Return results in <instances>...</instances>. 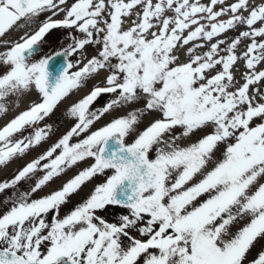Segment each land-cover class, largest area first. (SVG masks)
<instances>
[{
    "label": "snow or ice",
    "instance_id": "snow-or-ice-1",
    "mask_svg": "<svg viewBox=\"0 0 264 264\" xmlns=\"http://www.w3.org/2000/svg\"><path fill=\"white\" fill-rule=\"evenodd\" d=\"M54 30L65 42L42 54ZM262 64L264 0H0V119L36 97L0 126V168L96 81L0 181V264H264Z\"/></svg>",
    "mask_w": 264,
    "mask_h": 264
},
{
    "label": "bare ground",
    "instance_id": "bare-ground-1",
    "mask_svg": "<svg viewBox=\"0 0 264 264\" xmlns=\"http://www.w3.org/2000/svg\"><path fill=\"white\" fill-rule=\"evenodd\" d=\"M201 2L202 3H208V0H201ZM57 18H59V17H57ZM41 19H43V17H41ZM13 35L14 36L19 35V33H14ZM229 35L231 36V35H233V33L230 32ZM245 43H247V41H245ZM242 47H243V45H241V48ZM91 48H92V46H88V51H89L90 55H91ZM185 59H186V54L183 51H181L180 60L184 61ZM237 67L240 69V72L236 73V79L240 80V73L245 70L244 69V61L241 60L239 62V64L237 65ZM258 67H264V64L258 65ZM104 75H106V73L102 72L100 76L96 77V80H102ZM95 82H96L95 80H90L88 82V87L81 88L78 91H74L68 98H66L63 102H61L59 104V106L55 109L54 114H52L50 117L46 118L45 121H42V122L46 123L47 121L54 120V122H53L54 129H53V134L51 135V138L47 141V143H43L41 146H38L36 148L29 150L28 153L24 157L13 159L10 163L7 164V166L0 168V181H3L5 179L10 178L16 172L17 169H19L20 167L25 165L27 162H30L31 159L36 157L39 153H42V151L44 149H46L51 143H53L56 139H58L62 134H64L72 126L74 121L71 118L65 119V117L63 115L65 112V109L71 103L76 101L78 98L87 94V92L90 91L92 85ZM241 83H243L242 80H241ZM35 98L36 97L34 94L31 97L24 98L20 102V105L18 108H16L14 111H10L8 116L0 119V126H2L8 119H10L16 113L25 110L28 107V99H35ZM121 114H123V113L122 112H113L112 116L121 115ZM111 118H112L111 116H106L104 119H102L99 122V124L97 126L102 125L103 123L107 122ZM145 122H147V119ZM141 127H143V125H141ZM178 131L179 130H177V134H178ZM206 131H208V130H206ZM185 143H186V141H185ZM89 163H91L90 160L87 162L80 163L71 169H68L59 178H56L48 186L44 187L39 193H37L35 195L34 198L44 196L46 194H49L53 190H57L58 188H60L62 186V184L64 182H66L67 180L72 178L77 173V171L86 167L87 164H89ZM101 179H102V177L95 178L92 182L88 183L86 186H83L80 193L78 195H73L70 198V203L67 206L62 207L61 215L66 214L70 210V208L73 205H75L77 202H79L81 197L89 191V189L92 187L93 183H98ZM102 215L104 216L105 219L109 220L110 222H112L114 220V218L112 216H110V215L108 216L106 213H102Z\"/></svg>",
    "mask_w": 264,
    "mask_h": 264
},
{
    "label": "rangeland",
    "instance_id": "rangeland-1",
    "mask_svg": "<svg viewBox=\"0 0 264 264\" xmlns=\"http://www.w3.org/2000/svg\"><path fill=\"white\" fill-rule=\"evenodd\" d=\"M57 38H59L60 42H57ZM46 43L43 44V46L45 48H47L49 51H55V50H59L60 48V43L65 42L64 41V31L62 30H54L53 32H51L48 36H46L45 38ZM47 51V52H49ZM70 59H74L70 58ZM108 99V96H102L101 98H99L96 102H94L93 107H99L101 106L106 100ZM54 120H50L47 121L46 123L41 122L40 126H43L44 124H53ZM32 132V129H28L27 131H25L23 133V135H29ZM26 187H28L27 184L22 183L20 185V190L23 191ZM121 210L115 207H109V209L107 210V212H105L108 216H112L115 219V214L119 213Z\"/></svg>",
    "mask_w": 264,
    "mask_h": 264
},
{
    "label": "flooded vegetation",
    "instance_id": "flooded-vegetation-1",
    "mask_svg": "<svg viewBox=\"0 0 264 264\" xmlns=\"http://www.w3.org/2000/svg\"><path fill=\"white\" fill-rule=\"evenodd\" d=\"M49 51L47 48H45L43 45H42V54ZM38 58V57H37ZM70 59V58H69ZM39 175V174H38ZM48 219L50 220L51 219V215H49Z\"/></svg>",
    "mask_w": 264,
    "mask_h": 264
},
{
    "label": "water",
    "instance_id": "water-1",
    "mask_svg": "<svg viewBox=\"0 0 264 264\" xmlns=\"http://www.w3.org/2000/svg\"><path fill=\"white\" fill-rule=\"evenodd\" d=\"M58 62H62V61H58Z\"/></svg>",
    "mask_w": 264,
    "mask_h": 264
}]
</instances>
